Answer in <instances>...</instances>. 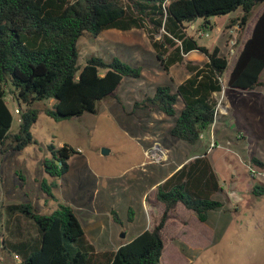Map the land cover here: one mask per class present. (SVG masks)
Returning <instances> with one entry per match:
<instances>
[{
  "label": "trees",
  "instance_id": "1",
  "mask_svg": "<svg viewBox=\"0 0 264 264\" xmlns=\"http://www.w3.org/2000/svg\"><path fill=\"white\" fill-rule=\"evenodd\" d=\"M264 0H0V154L20 152L34 141L30 130L43 113L54 121L95 114L97 105L114 98L123 79H138L140 66L111 57L90 56L78 64L77 41L87 33L97 37L109 29L146 31L156 58L168 73L184 64L187 77L174 91L159 85L152 95L133 103L134 111H157L175 118L169 134L190 146L216 121L222 76L228 67L217 47L209 51L187 35L186 26L195 19L206 28L212 17L240 11L232 25L242 31L254 8ZM156 35H160L155 39ZM197 52L205 62H184V55ZM264 7L250 37L242 44L227 77V87L251 91L264 85ZM6 88L19 108V123L11 132L13 116L6 102ZM178 99L182 108L176 115ZM48 103V104H47ZM42 104L41 108L36 107ZM51 158L43 169L50 178H62L69 169L74 149L64 144L48 145ZM254 163H258L253 159ZM54 185L41 184L54 198ZM216 173L206 156L199 154L182 165L156 187L163 212L151 230H146L116 250H96L87 239L74 210L65 204L48 214H39L28 201L2 207V249L17 255L13 264H161L162 231L171 212L181 205L200 223L223 203L212 196L220 192ZM252 196H264V185H254ZM113 221L119 223L115 211ZM132 218H129L131 221Z\"/></svg>",
  "mask_w": 264,
  "mask_h": 264
},
{
  "label": "rangeland",
  "instance_id": "2",
  "mask_svg": "<svg viewBox=\"0 0 264 264\" xmlns=\"http://www.w3.org/2000/svg\"><path fill=\"white\" fill-rule=\"evenodd\" d=\"M263 7L254 8L242 31L232 25L240 11L212 17L206 28L202 20L186 26L187 35L198 45L209 51L217 47L228 62L221 79L222 91L215 95L213 136L204 142L203 149L170 136L175 118L157 111L132 112L133 103L152 95L157 86L169 85L174 91L187 77L184 64H175L166 73L143 29H109L97 37L84 33L76 45L79 65L90 56L105 60L117 57L140 66L141 76L123 79L115 92L120 104L106 98L98 103L95 114L63 121L38 114L30 130L34 142L20 152L0 154V211L5 205L26 201L39 214L51 213L58 204L68 205L96 250H116L151 230L161 217L163 205L156 198V183L160 184L185 157L205 152L222 188L214 199L223 207L210 212L208 220L200 223L192 212L178 205L162 231L161 264H264V196L255 198L251 194L254 185H264V85L239 91L226 84L246 33ZM205 61L197 52L184 55V62ZM260 81L264 83V70ZM6 93L14 133L19 123V116L13 112L17 105L8 88ZM175 107L178 115L182 108L179 99ZM210 132L211 128L203 133L205 139ZM64 144L75 151L68 172L62 178H50L43 169L44 161L51 158L48 145L57 149ZM101 148L108 150L106 156L100 154ZM43 182L54 185L50 189L54 198L42 191ZM229 191L238 192L241 200L233 203ZM111 211H115L119 223L113 221ZM2 227L0 218V233ZM3 254L7 260L0 264L14 263L10 254Z\"/></svg>",
  "mask_w": 264,
  "mask_h": 264
},
{
  "label": "crops",
  "instance_id": "3",
  "mask_svg": "<svg viewBox=\"0 0 264 264\" xmlns=\"http://www.w3.org/2000/svg\"><path fill=\"white\" fill-rule=\"evenodd\" d=\"M261 11H262V9L260 10V11H258V13L256 14V17H255V19H254V21H253V23H252V26H251V28H250V30L248 29V31H247V38L246 39H248L249 37H250V34H251V31H252V27H253V25H254V23H255V21H256V19H257V17L259 16V14L261 13ZM191 53V52H190ZM15 109V108H14ZM212 128H213V125L211 126V132H210V136L209 137H207V139H205L204 138V135L202 134V136H201V140H200V142L198 143V146H200V148L202 147V149H203V147L205 146V144L206 143H204V142H207V140H210V139H212V136H213V134H212ZM204 153V152H203ZM202 153V154H203ZM199 154H194V155H192V156H188V157H185V159L182 161V162H180V163H178V164H176L175 165V167L173 168V170H171V172L165 177V178H168L170 175H172L176 170H178L182 165H184V164H186L187 162H189L190 160H192L193 158H195V157H197ZM209 153H207L206 154V156L208 157V159H209ZM209 161H210V159H209ZM212 166V165H211ZM213 168V167H212ZM164 178V179H165ZM218 178V177H217ZM163 179V180H164ZM219 181V180H218ZM156 185H159V182H157L156 183ZM219 185H220V183H219ZM220 188H221V185H220ZM220 192H222V188L220 189ZM219 192V193H220ZM217 195V194H216ZM215 197V195L214 196H212V198H214ZM0 235H2V238H5L6 237V235H4V233L1 231V233H0ZM2 238L0 237V242H1V240H2ZM2 245V244H1ZM5 251H0V261H5V260H7L6 259V257H5V255L3 254ZM12 256V255H11ZM13 257V256H12ZM13 262H14V259H13ZM15 263V262H14Z\"/></svg>",
  "mask_w": 264,
  "mask_h": 264
},
{
  "label": "water",
  "instance_id": "4",
  "mask_svg": "<svg viewBox=\"0 0 264 264\" xmlns=\"http://www.w3.org/2000/svg\"><path fill=\"white\" fill-rule=\"evenodd\" d=\"M197 19H195L194 21H196ZM240 91H244V90H240ZM100 154L102 156H106L108 154V150L106 148H101L100 149ZM229 198L233 203L239 202L241 200V196L239 195L238 192L236 191H229L228 192ZM121 236H123V234H121Z\"/></svg>",
  "mask_w": 264,
  "mask_h": 264
},
{
  "label": "built area",
  "instance_id": "5",
  "mask_svg": "<svg viewBox=\"0 0 264 264\" xmlns=\"http://www.w3.org/2000/svg\"><path fill=\"white\" fill-rule=\"evenodd\" d=\"M13 112H14L15 115H19V108H18V107H15V109L13 110ZM216 113H217V108H216ZM212 145H213V144H211V146H212ZM157 150H158V149H157ZM158 151H159V150H158ZM159 153H160V154H163V152H162L161 150L159 151ZM145 155L148 156L147 153H145ZM13 259H14V262H15V263H19V262H20V259H19V257H18L17 255H13Z\"/></svg>",
  "mask_w": 264,
  "mask_h": 264
}]
</instances>
